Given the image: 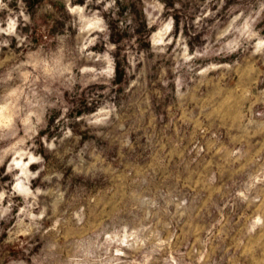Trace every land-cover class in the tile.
<instances>
[{"label":"rangeland","instance_id":"1","mask_svg":"<svg viewBox=\"0 0 264 264\" xmlns=\"http://www.w3.org/2000/svg\"><path fill=\"white\" fill-rule=\"evenodd\" d=\"M9 100L0 264H264V0H0Z\"/></svg>","mask_w":264,"mask_h":264},{"label":"clouds","instance_id":"2","mask_svg":"<svg viewBox=\"0 0 264 264\" xmlns=\"http://www.w3.org/2000/svg\"><path fill=\"white\" fill-rule=\"evenodd\" d=\"M12 95L15 94L13 93ZM8 104H10L15 111L9 115H5L6 105H0V145L7 142V146L0 147V165L4 163L8 156H12V161L8 166L9 172L12 171L14 167L18 166V163L23 161L24 157H27L26 163L28 165L43 164L44 156L41 154H34V152H43L45 149L50 151L56 147L54 137L57 134L56 129L62 117H53L47 129L40 135V117L37 112L33 110L37 105L31 104L25 111L17 107V104L12 100H9ZM22 111H25V114L20 116ZM33 118H35V123H33ZM90 122L99 123L100 121L93 120ZM21 132H23V136L20 135ZM71 135V129L64 132L65 138ZM37 137L39 138L38 143L36 140ZM50 137H53L51 142L49 139ZM29 141H32V144H28ZM26 145L27 147H25ZM41 171H43V168L35 173H29V175L36 178L40 175ZM37 191H39V189Z\"/></svg>","mask_w":264,"mask_h":264}]
</instances>
